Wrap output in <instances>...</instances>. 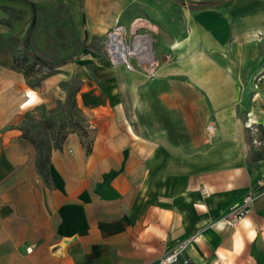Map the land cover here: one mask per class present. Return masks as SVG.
<instances>
[{
    "label": "crops",
    "instance_id": "0c3cea01",
    "mask_svg": "<svg viewBox=\"0 0 264 264\" xmlns=\"http://www.w3.org/2000/svg\"><path fill=\"white\" fill-rule=\"evenodd\" d=\"M125 3L89 0V19L107 13L111 29ZM128 3L130 19L148 15L160 32L155 75L96 54L71 65L74 110L94 143L87 155L69 132L50 184L0 100V264H160L184 241L192 264H264V160H251L245 137L264 127V0ZM248 193V213L229 226Z\"/></svg>",
    "mask_w": 264,
    "mask_h": 264
},
{
    "label": "rangeland",
    "instance_id": "374dc122",
    "mask_svg": "<svg viewBox=\"0 0 264 264\" xmlns=\"http://www.w3.org/2000/svg\"><path fill=\"white\" fill-rule=\"evenodd\" d=\"M26 1L0 0V64L17 65L26 58V63L19 65L38 72L27 80L23 72L0 65V87H6L0 100L5 102L7 98L9 111L17 113L11 127L20 129L22 136L35 141L46 153L71 130L87 127L72 108L79 80L77 69L71 65L85 54L105 58V39L110 28L103 30L99 20L100 15L105 18L107 13H96L90 21L89 0L84 1L83 7L81 0ZM125 4L126 12L120 16L119 24L130 27L136 19L151 22L144 14L130 19L133 8L128 0ZM155 33L157 43L160 32ZM171 54L169 48L163 52L166 60ZM46 64L60 66L49 69ZM22 89L35 92V102L26 104L27 94L21 96ZM63 91L67 92L65 103L58 100ZM263 130L259 126L245 130L251 153L263 147Z\"/></svg>",
    "mask_w": 264,
    "mask_h": 264
},
{
    "label": "built area",
    "instance_id": "2783aa9c",
    "mask_svg": "<svg viewBox=\"0 0 264 264\" xmlns=\"http://www.w3.org/2000/svg\"><path fill=\"white\" fill-rule=\"evenodd\" d=\"M156 29L147 19H136L130 27L116 24L107 33L105 39V57L112 67H124L128 71L139 69L147 76L155 75L156 55L154 35ZM215 126L209 123L207 132L213 134ZM202 189L203 195H208ZM254 198L248 193L239 206L233 207L231 218L227 222L235 227L248 213ZM188 242L184 241L172 248L161 259L160 264H192L189 258L184 257Z\"/></svg>",
    "mask_w": 264,
    "mask_h": 264
},
{
    "label": "trees",
    "instance_id": "16d2710c",
    "mask_svg": "<svg viewBox=\"0 0 264 264\" xmlns=\"http://www.w3.org/2000/svg\"><path fill=\"white\" fill-rule=\"evenodd\" d=\"M13 1L27 3L26 0H13ZM13 62H18V61L16 59H14ZM24 63H26V58H24V60L22 62H19L17 65H7V64H0V65H2L3 67L9 68L11 70L17 71V72H23L25 78L27 80H30L33 77V75L36 72H38V69L35 70L33 67L29 68V67H24L23 65H19V64H24ZM46 66L49 69H53L59 65L46 64ZM72 108L74 109V101L72 103ZM259 127L263 129L262 126H259ZM79 128H80V130H74L73 129V130H71V132H76L79 135L82 146L85 149L86 154L89 155L91 150H92V147H93L94 135H93L92 131L89 130L87 127L79 126ZM263 132H264V130H263ZM67 134H65L63 136V138L60 141H58L52 148H49L46 153H43L42 149L40 148V146L35 141L29 139L26 136H22L24 139L28 140L35 147V149L37 151L36 166H37L39 173L43 177V180L47 184H50L49 166H50L52 151L57 150V149H61L62 144H63ZM262 144H263V147L256 149V151H252L251 160L253 162L264 160V140H263Z\"/></svg>",
    "mask_w": 264,
    "mask_h": 264
},
{
    "label": "bare ground",
    "instance_id": "6f19581e",
    "mask_svg": "<svg viewBox=\"0 0 264 264\" xmlns=\"http://www.w3.org/2000/svg\"><path fill=\"white\" fill-rule=\"evenodd\" d=\"M251 123H252V121H249V122H248V126H250V125H251Z\"/></svg>",
    "mask_w": 264,
    "mask_h": 264
}]
</instances>
